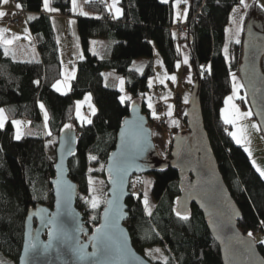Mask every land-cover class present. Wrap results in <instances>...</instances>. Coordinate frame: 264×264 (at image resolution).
Here are the masks:
<instances>
[{
  "label": "trees",
  "instance_id": "16d2710c",
  "mask_svg": "<svg viewBox=\"0 0 264 264\" xmlns=\"http://www.w3.org/2000/svg\"><path fill=\"white\" fill-rule=\"evenodd\" d=\"M16 1L29 12L30 29L41 59L14 60L0 45V109L8 116L0 128V264H18L29 212L37 206L53 205L55 160L47 152V138L59 137L67 128L77 132V148L69 168L78 188V201L88 191L90 174H101L107 182L108 157L116 146L131 103L138 102L151 119L146 96L154 75L155 47L169 73L177 70L181 59L172 31L177 20L175 0H121L124 15L117 19L107 10V0H89L87 9L99 17L78 16L84 57L78 61L70 91L60 93L54 84L62 76V61L52 17L43 12L45 0ZM52 2L60 13H73L72 0ZM253 16L264 24V10L256 2L244 8L241 0H196L189 2L186 20L192 68L195 80L201 82L205 127L220 170L240 207L239 227L245 234L256 237L258 227L264 233V177L244 146L230 135L231 125L221 115L225 100L232 92L231 73L239 72L244 28ZM240 17L243 32L239 43H231L227 58L224 53L227 27L233 18ZM93 38H107L112 42L108 57L100 58L90 51ZM137 58L147 59L142 73L133 68ZM261 65L264 72V56ZM105 70H115L125 77L129 99L122 100L121 91L105 83ZM88 92L93 94L97 111L91 123L82 124L76 117V100ZM240 103L250 108L246 93ZM18 118H27L33 133L16 139L14 121ZM187 130L186 127L184 131ZM172 146L173 141L171 149ZM148 174L154 175L153 209L147 211L143 203L141 175L132 177L131 195L127 199V225L136 249L145 255L150 247H164L167 258L152 260L155 264H223L219 245L201 210L193 205L187 219L183 218L185 215H177L179 170L165 167ZM105 199L106 194L96 209H86V201L79 205L85 209V225L90 230L100 222ZM257 243L264 256V243Z\"/></svg>",
  "mask_w": 264,
  "mask_h": 264
},
{
  "label": "water",
  "instance_id": "95a60500",
  "mask_svg": "<svg viewBox=\"0 0 264 264\" xmlns=\"http://www.w3.org/2000/svg\"><path fill=\"white\" fill-rule=\"evenodd\" d=\"M195 1L190 0L191 3ZM187 43H190L189 35ZM263 56L264 24L253 16L244 28L239 74L250 108L264 134ZM200 95L201 82L197 79L186 110L188 130L174 135L171 152L166 158L158 151L150 118L138 102L131 103L130 113L118 132L116 146L108 157L105 206L99 224L92 230L85 225L84 214L77 207L78 188L70 177L69 161L77 148V132L73 128L65 129L59 135L56 147L53 205L37 206L29 212L18 264H155L133 244L127 225V199L131 195L134 175L152 173L165 167L179 170L180 195L176 211L187 215L193 205L201 210L211 235L219 245L223 264H264V256L255 237L245 234L239 227L242 213L220 170L205 127ZM137 141L141 145L139 149ZM124 169H127L126 173ZM106 201H114L109 223L116 227L110 231L114 234L115 243L123 244L125 248L123 258L116 254L104 255L93 246L92 237L96 235V229L105 223L104 212L109 208ZM64 234L69 238L65 239ZM30 240L37 244V248H29L26 254ZM46 245L50 246L45 248ZM81 245L86 247L80 250ZM94 252L96 255H92Z\"/></svg>",
  "mask_w": 264,
  "mask_h": 264
},
{
  "label": "crops",
  "instance_id": "0c3cea01",
  "mask_svg": "<svg viewBox=\"0 0 264 264\" xmlns=\"http://www.w3.org/2000/svg\"><path fill=\"white\" fill-rule=\"evenodd\" d=\"M88 1L89 0H76V5H78L79 7L78 10L77 9L73 10V3H72L73 13L71 15H64L60 13L58 9L54 6L52 0H48V7L46 8L45 1H44L43 12L50 14L52 17L54 30H55L57 41L59 44L60 57L62 61V76L54 84V87L56 90H57V87H59L60 90L59 91L57 90V91L60 93H68L70 91L71 82L76 76L78 61L83 59L84 57L83 47H82L81 38H80L79 30H78V16L81 15V16H88V17H97V18L99 17L97 13H94L87 9L86 3ZM182 1L183 0H180L178 1L176 5L174 4L175 5V19L185 20L188 16L189 1L184 0L188 2L186 6H182L180 4ZM255 2L258 3L261 6V8L264 10V0H245V3H242V6L246 8L245 4L248 7L250 4L255 3ZM18 4L19 3L16 0H8V3L6 4L2 2L0 11L5 12L6 15L0 18V29L5 30L3 33V40H0V45L3 46L5 53L10 55L14 60H20V61L40 60L41 55L36 45L34 35L31 32L29 20L26 19L28 25L27 27H25V29L23 28V23H22L21 26L17 27L19 28V32L18 30L17 31L10 30L11 27L13 26L12 20H11L12 11L15 8H18L16 6ZM116 8H119L121 10L119 14L116 13L115 11ZM185 8L187 9L186 11L183 12ZM178 9H180L181 13H183V16L181 14H178ZM107 10L115 19L120 18L124 15V9L121 6V0H117L114 6H113V0H107ZM236 23L238 26L237 34L233 32L234 29L232 30V26L227 27V31H226L227 40L225 44V48H227V53H225V48H224V53L227 56V58L230 57L231 43L236 42L237 40L240 39L241 32L243 30L242 20H238ZM173 34L177 40L178 50L181 55L178 68L174 73H169L165 68L163 59L158 49L155 47L154 57H153L154 75L150 78L149 92L146 96L147 105L151 109L154 105L153 97L155 96L153 95L151 97V95L152 93L154 94L156 93L154 92V89H153L154 83H156L155 81H159L163 85L162 86L163 88L158 93L166 104V107H167L166 113L168 116V120H167V125L163 128V130H161L160 127H157V131L163 132L165 138L167 136L171 138L174 130L180 129L185 123L187 108L182 109V111L179 114H175L173 98H174V94L177 89H183L185 85L189 87L193 81V76H192L193 68H192V63H191V54H190L188 43L187 41H185V38H184L185 35L178 34L175 31H173ZM9 40L12 42L7 43L6 41H9ZM111 44L112 42L107 38H93L90 40V51L96 54L97 56H99L100 58L108 57L110 55ZM185 60H187V63H185ZM146 64H147L146 58H137L133 62V68L137 70L138 72L142 73ZM159 65L163 66L161 67L163 68V71L166 73L162 74L163 71H161V67H159ZM173 76L175 77V80L171 79V77ZM104 77H105V83L107 85L116 86L122 93V89H124V86H125V77L123 75L116 74L115 70H105ZM233 77H235L236 83L243 85L240 75L236 71H234L231 73L232 86H233ZM121 81H123V84H121ZM161 81H163V83ZM89 94L90 92L86 93L82 98L76 100V117L79 123H88L89 121L92 120L93 115L97 111V107L94 105L92 109H95V111L93 112V110H90L87 115L83 113L82 114L83 120H80L81 118H79L78 116V112H77L78 111L77 106L79 107L78 103L82 102L81 100H83V98H86L85 96H90ZM186 95L184 93L185 103H187ZM232 95H233V87H232V92L229 96H232ZM244 95H245L244 87H241L239 89L238 94L231 102L232 104H235L239 108L241 113L249 111L247 107L242 106V104L240 103V99H242ZM128 96L126 99H128ZM92 99L94 100V98ZM227 106L229 107L228 109H231V105L225 104L222 110H224ZM0 110H3V109H0ZM222 110H221V115H222ZM169 112H171V115L168 114ZM3 114H4V124H5L8 119V116L4 110H3ZM245 120H248V122H253L252 115L250 117H247ZM227 125H231V124H227ZM156 133H153V135H155ZM246 148L249 150V146H247ZM247 153L249 155V151H247ZM249 157L251 158L252 162L256 161L255 156L252 153L251 155H249ZM255 167H256V163H255Z\"/></svg>",
  "mask_w": 264,
  "mask_h": 264
},
{
  "label": "rangeland",
  "instance_id": "374dc122",
  "mask_svg": "<svg viewBox=\"0 0 264 264\" xmlns=\"http://www.w3.org/2000/svg\"><path fill=\"white\" fill-rule=\"evenodd\" d=\"M178 1H180V0H175V5L178 3ZM187 1L190 2V0H187ZM187 1L183 0L180 4L182 5V3H184L182 6H186L187 3H188ZM78 8H79L78 5H76L75 9L78 10ZM186 9L187 8H185V10H183V12L186 11ZM15 10H17V8H15L12 11V14H13V12ZM198 13H200V10H198ZM178 14H181L183 16V13H181L180 9H178ZM11 20H12V15H11ZM238 20H242V17H240L239 19L238 18H233L231 24L229 25V27L232 26V30L234 29L233 32L236 33V34H237V29H238L237 28L238 26H237L236 22ZM12 24H13V22H12ZM27 25H28L27 20L23 21V28L24 29H25V27H27ZM10 30L11 31H17L18 30V32H19V28H17V26L14 25V24L11 27ZM242 32H243V30H242ZM242 32H241V35H242ZM182 35H185V34H182ZM187 36L188 35L184 36L185 41H187ZM161 66L162 65H159V67H161ZM159 67H157V68H159ZM162 67H161V71H163ZM163 73H166V72L163 71L162 74ZM237 73L239 74L238 71H237ZM192 76H193V81H192L191 85L189 87H187L185 85L183 89H177L175 94H174L173 103H174V112H175V114H179L182 111V109L188 108L189 100H190V96H191V91H192L193 85H194V83L196 81L194 72H193ZM155 82L156 83H160L159 81H155ZM156 83H154V88H153L154 92H156V93L155 94L152 93L151 97L153 95H155L153 97L154 103L157 102L158 100L160 102L161 101L164 102V100L162 99V97L158 93L163 88L162 87L163 85L160 83L161 85L156 87L155 86ZM124 89H122L121 97H123L124 98L123 100H125L127 98V96L129 95L128 96V99H129L130 98L129 91L126 90L125 86H124ZM184 93H185V95L187 94L186 95V102L187 103H185V101H184V97H185ZM178 94H180L181 97H182V99H181L182 106L179 109L176 106V96ZM89 95L90 96H85L86 98H83V100H81L82 102L78 103L79 107L77 106V108H78L77 112H78L79 118H81L80 120H83V116H82L83 113L85 115H87L90 110H93L92 108L94 107V105L97 107L95 101L92 99L93 98L92 97L93 94L90 92ZM149 96H150V94H149ZM89 97H90V99H89ZM227 108H229V107L227 106ZM166 109H167V107H166V104L164 102V110H163V112H164V115L166 116V118L168 120ZM248 109L251 110V108H248ZM229 111H231V109H229ZM251 112H252V110H251ZM252 116H253V112H252ZM16 121H19L20 124H16L15 123ZM252 121L253 122H248V120H245L244 118L238 119L235 125L231 124V132L235 131V132H237V135H241V133L238 131V129H240L242 126H246L247 127L246 138H244V137L241 138V143L244 144L245 146L242 145L241 143H239V144L244 146L245 149H246L247 146H249V151L255 156L256 166H259L260 169L264 170V134L262 133L261 128H260V130H257V129L255 130V128L252 127V125H258L259 126L258 121L255 118H253ZM150 123L152 125V126L151 125L150 126L153 129V133L157 132L154 135V139L156 140V145H157L158 151H159V153H160V155L162 157L166 158V157H168V155L171 152L170 144L173 141L174 134H177V133H179L181 131H184V129L187 127V124L184 123V125L180 129L174 130V132L172 133L171 138H169L168 136L165 138L163 132H161V131L158 132L157 131V127H160L161 130H163V128L167 125V123L164 124V125H161V124L157 123L156 121H150ZM14 124H15V137L17 136L18 133L20 135V138L24 134L33 133V131L30 129V121L27 118H18V119H16L14 121ZM58 139H59L58 136L52 135L51 137L47 138V140H46V149H47V152H48V154H49V156H50V158L52 160H56V147H57ZM139 178L143 182V185H144V187H143V193H144V195H143V203H144V197H145V193H146L147 194L148 203H147V205H145V203H144V205H145L147 211L150 212L153 209V207L155 206V200H154V198L152 196V191H151L152 190L153 180H154V175L153 174H146L144 176L141 175ZM90 180H91V183L89 182V188H88L87 193L82 195V197L80 199H78L77 202H79V203H76L78 205L79 209H80L79 204H82L83 201H91L93 196H98L100 198V201L102 202V200H104L105 194H107L106 188L108 187V183L106 182L105 178L101 174H90L89 181ZM138 180L139 179L136 178V181H138ZM93 189L95 191H93ZM85 208L86 209L87 208H91L90 203H87V206ZM80 211H81V213L84 214L85 209L82 208V209H80ZM255 232H256V237H255L256 241L257 242L264 241V233L258 232V231H255ZM145 255L150 260L156 261V260H165L167 258V256H168V253H167V250L164 247L154 246V247L148 248L147 251L145 252Z\"/></svg>",
  "mask_w": 264,
  "mask_h": 264
},
{
  "label": "snow or ice",
  "instance_id": "6c2138e0",
  "mask_svg": "<svg viewBox=\"0 0 264 264\" xmlns=\"http://www.w3.org/2000/svg\"><path fill=\"white\" fill-rule=\"evenodd\" d=\"M3 3H8V0H2ZM117 2V0H113V6L115 5V3ZM73 3V10H75L76 7V0H72ZM241 3H245V0H241ZM18 8L22 7L21 5H16ZM45 7H48V0H45ZM245 7H247V5L245 4ZM116 13L119 14L121 12V10L119 8L115 9ZM6 15L5 12L0 11V18L4 17ZM4 29H0V40H3V33H4ZM7 43H11L12 41H6ZM237 43H239V40L236 41ZM225 53H227V48H225ZM185 63H187V60H185ZM171 79L175 80V77H171ZM163 83V81H161ZM59 84V82H58ZM121 84H123V81H121ZM243 87V85H240L238 83L235 82V77H233V95L229 96L226 98L225 100V104L226 105H231V111H229V109L226 107L224 110H222V116L224 119V122L226 124H232L235 125L238 119H246L247 117H250L252 115L251 110H249L248 112H244L241 113L239 108L235 105L232 104L231 102L233 101V99L236 97V95L239 92V89ZM57 90L59 91V87H57ZM121 99L123 100L124 98L121 97ZM41 107L43 108V105H41ZM151 107V105H150ZM95 111V109H93V112ZM169 115H171V112L168 113ZM153 116L155 118L156 114L155 112H153ZM16 124H20L19 121L15 122ZM89 123H91V121H89ZM4 126V114H3V110H0V128H2ZM253 128L260 130V126L258 125H252ZM238 131L241 133V135H237V132H231L230 135L236 140V142L239 144L241 143V138L244 137L246 138V132H247V127L246 126H242L240 129H238ZM123 135V134H122ZM16 139H20V135L19 133L16 136ZM137 149H139L141 147L139 141H137L136 144ZM246 151H249L247 148L245 149ZM249 155H251V152L249 151ZM91 159H96V157H91ZM253 164L255 166V161H253ZM257 171L260 173L261 177H264V170L260 169L259 166H256ZM125 173L127 172V169H124ZM109 172L111 173V167L109 168ZM91 183V180L89 181ZM122 182V181H121ZM59 183V182H57ZM113 183H116V181H113ZM93 191H95L93 189ZM57 195H60L59 190L57 191ZM100 198L98 196H93L91 201H86V203H90L91 208L92 209H96L99 204H100ZM106 203L109 205V208L105 210L104 212V219H105V223L104 225H102L100 228L96 229V235H94L92 237V241L94 242L93 246L97 248L98 252H101L104 255H108L111 256L113 254L119 255L121 258H123L126 254L125 252V248L123 246V244H116L115 243V237L114 234L112 233V231H110V229L115 228L116 225L110 224L109 223V212L112 209V206L114 204V201H106ZM144 203L145 205H147L148 200H147V194L145 193V197H144ZM177 215H180L179 212H177ZM93 219H95V217H92ZM184 219H187V215H185L183 217ZM51 235V233H50ZM249 235L251 236L252 234L249 233ZM64 238L67 239L69 238L67 236V234H64ZM262 243H264V241H262ZM50 245H46L45 248L49 247ZM84 247H86L85 245H81L80 246V250H82ZM33 249L35 250L37 248V244L32 242L31 240L29 241L28 246H26L25 252L27 254L28 250ZM92 255H96V253H92ZM83 258V257H81Z\"/></svg>",
  "mask_w": 264,
  "mask_h": 264
},
{
  "label": "built area",
  "instance_id": "2783aa9c",
  "mask_svg": "<svg viewBox=\"0 0 264 264\" xmlns=\"http://www.w3.org/2000/svg\"><path fill=\"white\" fill-rule=\"evenodd\" d=\"M184 3H182L183 5ZM65 15V14H64ZM29 16V12L24 9V8H17V10H15L12 14V22L14 25H16L17 27L21 26L23 21H25L26 19H28ZM172 30L177 32L178 34H185L187 35L188 33V23L187 20H183V19H177L174 23V25L172 26ZM160 83H156V87L160 86ZM181 95L178 94L176 96V106L178 107V109L182 106V102H181ZM164 102L163 101H157L154 103L153 107L151 108V115H152V119L151 121H156L157 123L164 125L167 123V118L164 115ZM153 112H155L156 116L154 118L153 116ZM178 112V111H177ZM151 125V123H150ZM152 126V125H151ZM79 203V202H77ZM80 205V204H79ZM78 207V205H77ZM258 232H261L260 227L257 228Z\"/></svg>",
  "mask_w": 264,
  "mask_h": 264
}]
</instances>
